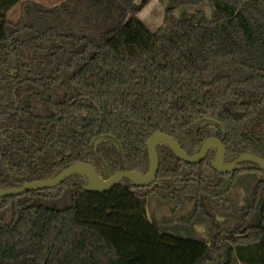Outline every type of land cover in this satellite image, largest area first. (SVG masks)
<instances>
[{"label": "trees", "instance_id": "trees-1", "mask_svg": "<svg viewBox=\"0 0 264 264\" xmlns=\"http://www.w3.org/2000/svg\"><path fill=\"white\" fill-rule=\"evenodd\" d=\"M152 1L0 0L1 188L79 161L146 174L155 132L190 155L218 135L227 163L264 159V0H170L155 31L140 19ZM203 2L212 18L175 15ZM158 151L150 185L96 192L77 173L0 197L15 216L0 219V264H264V170L221 173L213 148L199 163ZM200 222L201 237L181 231Z\"/></svg>", "mask_w": 264, "mask_h": 264}, {"label": "water", "instance_id": "water-1", "mask_svg": "<svg viewBox=\"0 0 264 264\" xmlns=\"http://www.w3.org/2000/svg\"><path fill=\"white\" fill-rule=\"evenodd\" d=\"M161 143L168 144L180 159L191 163H199L203 161L207 157L210 149L217 148V156L212 163L215 169L221 173H229L245 167L240 164L244 160H252L258 164L260 169L264 170V159L251 154H244L231 164H227V149L223 141V137L220 138L214 135L206 138L200 151L190 155L182 148V146L172 135L164 132H155L149 137L147 142L150 159V170L146 174H142L136 170H120L115 172L113 175L104 178L90 162L79 161L63 169L58 175L51 178L29 182L19 187H0V197L17 196L31 190L52 188L62 184L64 181L77 173L86 174L89 177V181L84 185V188L86 190H92L96 192L110 190L125 178H129L133 183L140 185L153 184L157 179L158 170L160 167L158 145ZM248 156L253 157V159L248 158Z\"/></svg>", "mask_w": 264, "mask_h": 264}, {"label": "rangeland", "instance_id": "rangeland-1", "mask_svg": "<svg viewBox=\"0 0 264 264\" xmlns=\"http://www.w3.org/2000/svg\"><path fill=\"white\" fill-rule=\"evenodd\" d=\"M33 2L41 3L45 6H54L60 5L65 0H31ZM170 0H155L145 8L140 13V19L146 24V26L151 30L155 31L158 27L162 26L164 23V15L167 9L168 3ZM205 10L208 13L209 17L214 16V7L210 2H203L198 5L194 6H185L178 9L175 12V15L179 18H189L193 16L197 11ZM8 16L13 20H18L20 18V5L14 7L9 13ZM221 128L218 127L217 132H220ZM104 141H109V139H103ZM112 142V141H111ZM217 149V148H216ZM85 177H89L86 174ZM108 175L104 174L103 177L106 178ZM15 202V200H13ZM14 208V207H13ZM15 216L12 213H8L5 215L4 213L0 212V219L5 223H11ZM207 226L205 223H198L196 225H188L184 229H181L182 232L190 233L193 236L201 237L207 231Z\"/></svg>", "mask_w": 264, "mask_h": 264}, {"label": "flooded vegetation", "instance_id": "flooded-vegetation-1", "mask_svg": "<svg viewBox=\"0 0 264 264\" xmlns=\"http://www.w3.org/2000/svg\"><path fill=\"white\" fill-rule=\"evenodd\" d=\"M214 136V135H213ZM215 136H218V135H215ZM211 137V136H210ZM218 137H220V136H218ZM220 138H222V137H220ZM223 138H224V136H223ZM224 141V140H223ZM201 149V148H200ZM213 149H215V148H213ZM211 150V149H210ZM216 150V152H217V149H215ZM200 151V150H199ZM198 151V152H199ZM197 153V152H196ZM208 156V155H207ZM216 156H217V154H216ZM216 158V157H215ZM234 162V161H233ZM227 163V162H226ZM232 163V162H231ZM231 163H227V164H231ZM244 166V165H243Z\"/></svg>", "mask_w": 264, "mask_h": 264}, {"label": "bare ground", "instance_id": "bare-ground-1", "mask_svg": "<svg viewBox=\"0 0 264 264\" xmlns=\"http://www.w3.org/2000/svg\"><path fill=\"white\" fill-rule=\"evenodd\" d=\"M248 158H252L253 159V157H251V156H248ZM262 163V162H261ZM109 180H111V179H109Z\"/></svg>", "mask_w": 264, "mask_h": 264}, {"label": "crops", "instance_id": "crops-1", "mask_svg": "<svg viewBox=\"0 0 264 264\" xmlns=\"http://www.w3.org/2000/svg\"><path fill=\"white\" fill-rule=\"evenodd\" d=\"M153 1H155V0H153ZM153 1H152V2H153ZM152 2H151V3H152ZM151 3H150V5H151Z\"/></svg>", "mask_w": 264, "mask_h": 264}]
</instances>
